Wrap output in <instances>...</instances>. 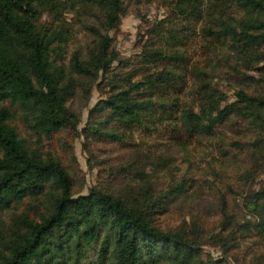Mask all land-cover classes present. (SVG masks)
<instances>
[{"label":"trees","instance_id":"1","mask_svg":"<svg viewBox=\"0 0 264 264\" xmlns=\"http://www.w3.org/2000/svg\"><path fill=\"white\" fill-rule=\"evenodd\" d=\"M176 8L204 23L205 39L228 52L226 58L258 73L250 79L258 94L239 90L228 103L196 64L162 46L144 50L142 72L111 71L116 61L124 66L110 36L124 0H0V226L10 230L0 232V264H231L227 256L205 257L186 232L154 223L156 208L165 211L184 192L183 180L145 203L101 188L77 194L67 166L44 146L62 131L79 132V80L101 74L111 91L90 110L88 139L123 145L158 136L186 148L190 139L214 137L230 120L264 131V0H177ZM85 9L94 12L91 23L84 13L76 30L64 25V12ZM44 16L53 21L45 25ZM75 32L96 46L79 44ZM189 78L199 94L193 104L183 95ZM244 201L264 236V188ZM225 240L228 253L235 236Z\"/></svg>","mask_w":264,"mask_h":264},{"label":"rangeland","instance_id":"2","mask_svg":"<svg viewBox=\"0 0 264 264\" xmlns=\"http://www.w3.org/2000/svg\"><path fill=\"white\" fill-rule=\"evenodd\" d=\"M176 2L124 0L125 13L110 32L112 47L124 66L116 61L110 70L142 72L144 50L162 46L167 53L184 55L185 64H196L227 95L228 103L236 99L239 90L258 94L261 88L250 80L258 73L240 66L235 58L230 61L225 57L228 52L221 54L205 39L201 30L204 23L186 19ZM84 13L85 22L91 23L94 12L85 9L64 12V25L75 29L74 24ZM51 21L53 17L44 16L45 25ZM75 33L79 44L96 46V40ZM172 33L177 35L176 40L170 38ZM174 59L169 61L171 65L176 64ZM140 78L135 75V80ZM79 85L83 89L75 100L79 132L62 131L44 141L45 149L60 156L71 172L76 193L101 188L145 203L165 196L183 180L184 192L169 202L165 211L156 208L154 223L163 230L182 231L196 238L205 257L227 256L231 264H258L264 254V236L254 229L257 217L246 208L244 199L264 188V131L245 120H230L218 127L214 137L190 139L186 148L158 136L146 141L136 136L123 145L95 137L91 140L83 132L90 110L109 94L111 87L102 74L96 80L80 79ZM194 86L189 78L183 88L184 99L191 104L197 103L199 96ZM144 188L149 189L148 195L143 193ZM0 232L10 234L5 225L0 226ZM230 236H235V242L226 253L223 238L227 241Z\"/></svg>","mask_w":264,"mask_h":264}]
</instances>
